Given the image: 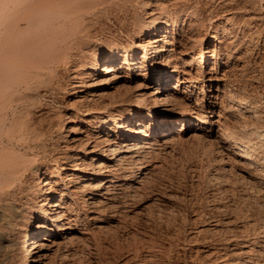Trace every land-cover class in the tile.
<instances>
[{"label": "bare ground", "instance_id": "obj_1", "mask_svg": "<svg viewBox=\"0 0 264 264\" xmlns=\"http://www.w3.org/2000/svg\"><path fill=\"white\" fill-rule=\"evenodd\" d=\"M257 1L0 0V264H75L186 134L218 131L251 167L257 100L232 97L242 124L222 114L230 72L264 50ZM235 246L206 264H258Z\"/></svg>", "mask_w": 264, "mask_h": 264}, {"label": "rangeland", "instance_id": "obj_2", "mask_svg": "<svg viewBox=\"0 0 264 264\" xmlns=\"http://www.w3.org/2000/svg\"><path fill=\"white\" fill-rule=\"evenodd\" d=\"M242 4H248V0H231L228 8ZM257 8L264 15V0L257 1ZM262 52L252 55L254 60L247 70L242 71L239 65L229 75L230 96L226 95L223 103L227 106L231 103L232 108L227 107L222 115L231 116L240 124L244 121L235 113L236 99L232 98L239 95L257 100L264 126ZM49 97L44 95L41 103L49 106L48 110H61L62 101ZM217 134L216 130L210 134L205 129L189 133L174 143L169 152L157 153L152 162L159 166L147 181L143 180L144 188L139 187L128 203L125 221L117 226L107 225L99 236L101 242L98 240L96 246L91 242L87 244L89 248L86 245L84 251L79 250L75 264H206L212 256L232 250L236 243L249 246L253 260L264 264V146L251 153L253 156L247 160L251 167L246 170L235 161L234 155L222 153L215 145Z\"/></svg>", "mask_w": 264, "mask_h": 264}]
</instances>
